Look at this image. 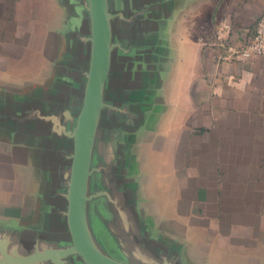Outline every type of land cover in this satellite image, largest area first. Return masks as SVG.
Masks as SVG:
<instances>
[{
  "label": "crops",
  "instance_id": "crops-1",
  "mask_svg": "<svg viewBox=\"0 0 264 264\" xmlns=\"http://www.w3.org/2000/svg\"><path fill=\"white\" fill-rule=\"evenodd\" d=\"M117 5L104 111L135 261L264 264V56L237 54L264 0ZM61 23L60 0H0V259L69 240L89 47Z\"/></svg>",
  "mask_w": 264,
  "mask_h": 264
},
{
  "label": "water",
  "instance_id": "water-1",
  "mask_svg": "<svg viewBox=\"0 0 264 264\" xmlns=\"http://www.w3.org/2000/svg\"><path fill=\"white\" fill-rule=\"evenodd\" d=\"M90 17L89 61L82 106L70 136L73 141L67 189L66 222L70 245L35 250L18 256L2 249L0 264H38L48 260L66 264L68 257L78 255L84 264H134L114 259L96 245L87 220V203L96 193H89L88 181L92 173L91 158L96 126L101 109L106 106L104 87L109 74L112 52L111 19L113 13L108 0H87Z\"/></svg>",
  "mask_w": 264,
  "mask_h": 264
},
{
  "label": "rangeland",
  "instance_id": "rangeland-1",
  "mask_svg": "<svg viewBox=\"0 0 264 264\" xmlns=\"http://www.w3.org/2000/svg\"><path fill=\"white\" fill-rule=\"evenodd\" d=\"M118 1L119 0H108L110 10L118 8ZM87 5V0H60L62 32L68 30L67 27L71 28L70 30L77 31L79 36H83L86 49L90 44V17ZM116 20L117 18L111 21L112 42L114 37H116L113 36L117 24ZM62 36H64V34H62ZM74 43H76L75 45L79 44L77 41H74ZM114 51L115 47L112 48L110 66L114 65ZM104 110V108L101 109L100 117L96 126L95 141L91 158L92 173L88 181L89 193L97 194L87 203L89 230L96 245L108 256L126 263L143 264L135 261L136 257L138 259L140 258L142 250L136 240L134 225L131 219H128L129 223L126 225L128 230L130 229L129 231L127 229L122 231L119 226L120 216L118 213L121 210L120 193L122 192V184L118 182L115 143L113 148L111 145V140L115 139L116 113H113L112 115L110 114L109 120H107L106 112ZM113 111H115V109H113ZM129 192V198H126V200L132 203L131 188H129ZM119 233H122L123 236ZM68 245H70V240H68L62 247ZM38 264L57 263L44 260ZM66 264L84 263L80 256L75 254L68 257Z\"/></svg>",
  "mask_w": 264,
  "mask_h": 264
},
{
  "label": "built area",
  "instance_id": "built-area-1",
  "mask_svg": "<svg viewBox=\"0 0 264 264\" xmlns=\"http://www.w3.org/2000/svg\"><path fill=\"white\" fill-rule=\"evenodd\" d=\"M237 54L243 58L264 56V8L256 18L248 38Z\"/></svg>",
  "mask_w": 264,
  "mask_h": 264
}]
</instances>
